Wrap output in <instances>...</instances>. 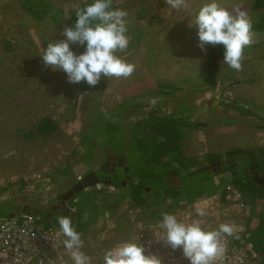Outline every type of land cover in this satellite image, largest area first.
<instances>
[{
	"label": "rangeland",
	"instance_id": "374dc122",
	"mask_svg": "<svg viewBox=\"0 0 264 264\" xmlns=\"http://www.w3.org/2000/svg\"><path fill=\"white\" fill-rule=\"evenodd\" d=\"M24 1L0 0V203L12 201L10 204H18L20 209L37 203L38 208L45 210L59 200L56 196L59 192L63 194L65 184L70 185L89 171L100 168L107 151L126 156V165H117L114 174L124 184L131 181L127 187L136 184V178L143 174L140 169L143 165L136 158L128 159V145L104 141L98 135L91 138L96 147L95 150L93 146L90 148L93 151L88 156L92 157L94 153L97 157L92 165L74 163L68 179L58 171L77 151L85 150L79 132L83 122L90 121L96 112L110 122L128 127L126 131L135 119L147 117L145 113L113 116L120 103L144 92H168L157 94L147 103V109H158L168 115L175 112L189 121L204 124L194 129L185 127L181 147L186 156L200 159L206 152L224 154L234 147L264 146V30L251 31L249 46L256 45V49H245L239 71L221 62L218 73L213 76L214 87L204 89L206 82L203 79L208 69L206 63L211 45L206 46V52H201L197 46L196 28L189 26L203 0H185V4L178 9L171 8L167 0H112L114 7L128 13V30L131 31L127 35L134 38L135 44L120 57L134 64L135 71L128 78H105L102 75L101 88L98 87L99 82L95 86L84 84L83 90L77 92L78 88L67 81L66 74L46 66L39 54L49 42L63 39L61 33L65 26H69L73 10L86 0ZM223 2L226 3L221 7L230 12L239 8L248 13L251 22L258 21L263 13V8H253L254 0H218L219 4ZM33 3L52 7L53 10H49L41 20L34 19L24 8V4L30 6ZM54 13L56 17L52 16ZM72 48L77 53L82 51L80 47ZM161 83H171L175 88L162 86ZM95 87L101 90L98 102H92L90 96H86ZM173 90L175 96L171 94ZM74 100L78 102V107L72 116L70 106ZM179 100H182L181 107ZM230 102L245 107L249 112L228 107ZM46 116L58 124L57 130L48 136L35 132L28 137L27 132L34 130L37 121ZM229 118L233 120L230 124L222 123ZM113 145L119 146L116 150L105 149ZM201 162L205 167L210 165ZM221 164L208 168L216 170L213 175L216 192L205 194L202 198L193 197L190 205L188 202L169 205L163 202L157 208L185 224L199 223L205 230L230 224L233 234L251 235L259 222L249 211L256 212L250 206L256 199L234 186L230 181V171L221 168ZM34 173L41 175L40 181L25 180ZM138 186H134L132 193L119 201L114 196L122 191L118 187H104L102 184L99 187L97 183H92L84 188L96 191L103 188L108 204L117 202L105 210V217L101 216L95 225L80 232L82 251L90 257L91 264H103L105 250L115 243L132 241L142 244L146 255L158 256L162 264H189L179 248L173 250L166 243L160 226L162 217H150V208L131 206L129 201ZM147 187L143 189L146 191ZM127 190H123L121 195H126ZM150 191L149 188L147 192ZM213 208L219 213L212 212ZM199 209L204 210V216L198 215ZM151 224L161 236L157 245L152 243L156 234L151 230ZM63 239L44 253L48 264H73L62 244ZM236 246L241 251L242 247ZM248 248L250 251L238 254V259L251 255L262 264V255L254 250L253 243L244 246V249Z\"/></svg>",
	"mask_w": 264,
	"mask_h": 264
},
{
	"label": "trees",
	"instance_id": "16d2710c",
	"mask_svg": "<svg viewBox=\"0 0 264 264\" xmlns=\"http://www.w3.org/2000/svg\"><path fill=\"white\" fill-rule=\"evenodd\" d=\"M28 1L29 0H26L23 3H27ZM225 3L226 2H223L220 6H223ZM24 5L27 13L35 17L34 19L38 18L39 20L45 18L49 10H53L52 7L39 6L35 3L30 6H27V4ZM82 6L83 5L77 6L76 8ZM252 6L254 9L263 8V13L258 21L252 22L251 31H263L264 0H254ZM75 9L72 12V19L68 23L69 26L75 21ZM52 16L56 17L57 15L54 13ZM128 31H131V29ZM129 39V46L124 52L130 50L135 44L134 38L129 37ZM251 47L256 49V45L248 46L245 49L249 50ZM124 52H118L117 55L120 56ZM209 54L206 63L208 69L206 70V77L203 79L204 82H206L204 89H212V87H214L215 82L213 76L218 73L223 58L222 46H211ZM102 80L103 78H101V81ZM84 84L86 83L80 82L79 84H75L78 88L77 92L83 90ZM100 86L101 83L99 82L98 87ZM162 86H172V88H175L171 83H165L162 84ZM98 87L93 88L91 92L86 94V96H90L92 102L99 101L101 90H99ZM159 93L166 94L168 92L155 90L140 93L139 95L123 101L119 104L118 108L113 111V116L116 115L118 117H128L129 115L139 116L143 113L147 114V117L141 116L135 119L128 131H126L128 127H122L118 123L110 122L103 117V114L96 112V115L89 119V128L85 131L80 130L79 132L81 135V145L85 150L83 149L84 151L82 152L77 151L72 159L66 161L65 166L58 171V174L64 175V177L68 179L69 172H71L74 163L85 162L92 165L95 160H97L94 153L92 157L88 156L96 147L91 141L92 137L95 138L98 135L103 138L102 140L127 144L130 149L128 159L134 160L136 158L141 162V165H143V167H140L143 174L140 178H136L138 179L136 184H131L127 187L129 183H132L131 181L124 184V182H121L118 178H109L110 175L105 171H101V168L96 171V174L101 183L122 189L119 194H114L117 201L131 194L133 187L139 185L138 190L132 194L133 198L129 201L132 204L131 206H135L139 209L150 208V217L161 218L162 213L159 208H157L160 203L166 202V204L169 205L172 202H179L184 199L192 200L195 197L202 198L205 194L210 195L216 192L217 186L213 180V175L216 173V170L214 171L212 168H206L201 160L208 164L221 162V168L225 167L224 169L230 171L232 176L230 181L232 184L239 187L240 190L242 189V191L246 192L250 197L253 196L256 199L254 204L250 205L251 209H256V212L254 213L250 209L249 211L259 222L257 228L251 233L250 238L254 250L262 255L261 262L264 264V179L262 178V175L264 176V146L247 149L243 147H234L227 150L224 154L206 152L200 159L186 156L181 147V139L185 136V127L194 129L198 128V126H204V124L189 121L185 116H177L175 112L172 113L173 115H168L158 109H147V103ZM76 94L81 95L80 93ZM171 94L175 96L174 90ZM181 101L182 100L178 101L179 107L182 106ZM77 103L78 102L75 100L71 103L70 109L73 110L72 116H74V111L76 112L78 107ZM227 106L235 107L242 112H249L245 107L237 106L234 102L227 103ZM232 121L233 120L229 118L222 123L230 124ZM57 127L58 124L51 118L47 116L42 117L35 124L34 130L27 132L26 135L32 137L36 132L48 136L53 131L57 130ZM92 146L93 150L90 151ZM113 146L114 149H116L119 145ZM181 169H184V171H181ZM105 170L110 169L106 167ZM250 170H253L252 174ZM72 185L73 183L70 185L65 184V189ZM146 185L150 188V192H147V189L146 191L143 189ZM125 187L127 188L125 189ZM135 189L136 188H134V191ZM123 190H127L124 196L121 195L123 194ZM80 193L84 194L81 195ZM152 195H154L153 200H151ZM68 201L69 203L66 202V204L61 205V208L54 203L48 205L45 210L38 208L37 203L28 204V206L26 205L27 209L25 211L35 218L36 221L43 223L46 227L59 225L57 223L58 216H74V227L78 232H83L88 227L95 225L101 216L105 217V210H109V208L113 207L117 202L115 200L112 205H109L104 192L92 189L79 191ZM10 202L0 203V221L9 218L11 214L23 213L18 204H10ZM68 207L75 208V211H71ZM45 213H50L51 217H45ZM236 237L239 238L240 241H243L244 236L236 235Z\"/></svg>",
	"mask_w": 264,
	"mask_h": 264
},
{
	"label": "clouds",
	"instance_id": "9594fccd",
	"mask_svg": "<svg viewBox=\"0 0 264 264\" xmlns=\"http://www.w3.org/2000/svg\"><path fill=\"white\" fill-rule=\"evenodd\" d=\"M173 9L185 4V0H167ZM75 21L65 26L63 39L49 42L39 54L43 63L53 70L66 74L73 84L84 82L95 86L102 75L105 78H128L135 71V65L117 55L124 52L130 43L128 13L116 8L112 0H86L74 11ZM189 26H195L201 52L206 46L221 45L222 63L239 71L242 67L243 52L251 44V19L245 11H233L220 6L218 0H203L196 10ZM72 46L80 47V52ZM203 216V209L198 210ZM75 217L61 215L57 223L64 239L62 244L73 264H91L90 257L82 251L81 233L74 227ZM166 243L173 249L179 248L189 264H213L224 254L221 233L233 235L230 224H221L217 229L205 230L199 223L185 224L169 213H162L160 222ZM250 237V236H249ZM103 264H162L156 255H146L142 244L126 241L119 246L105 250Z\"/></svg>",
	"mask_w": 264,
	"mask_h": 264
},
{
	"label": "bare ground",
	"instance_id": "6f19581e",
	"mask_svg": "<svg viewBox=\"0 0 264 264\" xmlns=\"http://www.w3.org/2000/svg\"><path fill=\"white\" fill-rule=\"evenodd\" d=\"M125 159H126V156H125ZM215 164L218 166V165H220V163H211L209 166H206V168H209L210 166L213 168V167H215ZM124 165H126V164H124ZM101 168V167H100ZM113 168V167H112ZM99 169V168H98ZM98 169H96V170H93V171H97ZM114 170H115V168H114ZM90 172V171H89ZM113 172H115V171H113ZM90 175H93V173H90ZM99 179V178H98ZM77 182V181H76ZM75 182V183H76ZM78 183H80V184H82V186H83V188H87L88 187V185H86L85 184V182H84V179L82 180V179H80L76 184H74V186L75 185H77ZM93 183H97L98 184V186L100 187L101 186V184H102V186H104V187H111L112 185H107V184H103V183H101L100 182V180H98V181H95V182H93ZM101 183V184H100ZM112 188V187H111ZM149 188L147 187V190H148ZM100 190H102V192H104L103 191V188H101ZM106 190V189H105ZM66 191V190H65ZM64 191V192H65ZM63 192V193H64ZM68 200H70V198L68 199ZM68 200H65L66 202H68ZM194 200L192 199V200H189V199H184L183 201H179V203H183V202H188L189 203V205L193 202ZM175 202H172L171 204H174ZM194 205V204H193ZM24 206H26V205H24ZM23 206V207H24ZM23 207H22V212L23 213H15V214H11V216L9 217V218H7V219H5V220H2V221H0V227H2L4 224H6V223H8V221L9 220H14V221H16V222H19V224L20 225H22V226H27V223H26V221H29V220H26V216H29V217H31L32 219H33V221L38 225V226H33L32 228H31V230H33V234L31 235V236H29V237H25L24 238V242H25V244H26V246H27V250L29 251V253L33 256V259L30 261V263L31 264H34V263H39V264H48L47 263V261H48V259L47 258H44V253L47 251V250H49L50 248H52L53 246H55V244L56 243H58L59 241H60V239H63L64 238V236L62 235V233L60 232V229H59V225H56V226H49V227H46V226H44L43 225V223H41V222H38V221H36V219L35 218H33L30 214H28V213H26V211H24L23 210ZM187 207V206H186ZM68 208H70V210L71 211H75V208H71V207H68ZM139 209V208H138ZM17 210H19V209H17ZM200 218V217H199ZM46 229H52V231H51V233L47 236V237H45V238H41L40 237V234L43 232V231H45ZM155 225H153V224H151V230L153 231V232H155ZM226 235V234H225ZM235 235L236 234H233V235H231V236H228V237H232V238H234L235 239V243H234V245L230 248L231 250H229V249H225V251H228V252H230L231 254H232V258H229V257H227V256H225L224 254L221 256V257H219V258H217L215 261H213V264H243L244 263V261H245V263L246 264H259V261H258V259L255 257H253V256H251L249 253H248V255H250L248 258L246 257V255L244 256V258L245 259H243V260H239L238 259V257H239V255H242L244 252H245V250H248V251H250L249 249L250 248H248V249H244V246L246 245V244H251L252 245V242H251V238L250 237H247V236H244V238H243V241H240V239L239 238H235ZM45 241H50L51 242V244L52 245H49V244H46L45 243ZM222 243L224 244V246L226 245V240L224 239V240H222ZM236 245H238L239 247H242V249H241V251L238 249V247L236 246ZM234 250H238V251H240V252H234ZM224 251V252H225ZM168 254H170V251H168ZM239 254V255H238ZM43 256V259L44 260H42V261H39V262H35L34 261V258H41ZM9 261H11V263H14V259H9Z\"/></svg>",
	"mask_w": 264,
	"mask_h": 264
},
{
	"label": "built area",
	"instance_id": "2783aa9c",
	"mask_svg": "<svg viewBox=\"0 0 264 264\" xmlns=\"http://www.w3.org/2000/svg\"><path fill=\"white\" fill-rule=\"evenodd\" d=\"M25 180L28 182H37L41 180V175L39 173H34L29 177V179ZM26 220H29L26 221L27 226H22L19 222L9 220L8 223L0 227V264H31L30 261L33 259V256L27 250L24 238L31 236L33 234V230H31V228L38 225L29 216H26ZM51 231L52 229H46L40 234V237H47ZM155 234L156 236L152 243L157 245L161 240V236L158 234V231H155ZM244 236L249 237L250 234L245 233ZM45 243L52 245L50 241H45ZM228 249L231 250L230 248ZM234 252L240 251L234 250ZM224 255L229 258L233 257L228 251H225ZM9 259H14V263H11ZM42 260H44L43 256L41 258H34L35 262ZM243 264H246L245 261Z\"/></svg>",
	"mask_w": 264,
	"mask_h": 264
},
{
	"label": "flooded vegetation",
	"instance_id": "af4514ba",
	"mask_svg": "<svg viewBox=\"0 0 264 264\" xmlns=\"http://www.w3.org/2000/svg\"><path fill=\"white\" fill-rule=\"evenodd\" d=\"M86 100H88V99H86ZM104 141H106V140H104ZM105 149H107V150H113L114 149V146H112V147L111 146L105 147ZM125 160L126 159H125V156L123 154H121V153H115L114 151H107L106 152V157L104 159V164L101 166V169L100 170L107 172L110 175L109 178L111 177V178L116 179V178H118V175H116V174L113 173L114 168L116 169L117 168V165H123V164H125ZM106 167H108L110 170H105ZM90 173H93V175H90ZM111 174H113V175H111ZM83 179H84V182H85L86 185H90L93 182L99 180L98 179V176L96 174V171H90V172H88L87 175L83 176L82 180ZM76 183H74V184H76ZM74 184L72 186H74ZM72 186H69L68 188H66V190L69 189ZM60 195H61V192H59L57 194V196H56L57 199H59V200L56 201L55 205L56 206H59L61 208V205L66 204V201L65 200H62ZM26 209H27L26 206H24L23 207V210L25 211ZM45 217H48V213H45Z\"/></svg>",
	"mask_w": 264,
	"mask_h": 264
},
{
	"label": "water",
	"instance_id": "95a60500",
	"mask_svg": "<svg viewBox=\"0 0 264 264\" xmlns=\"http://www.w3.org/2000/svg\"><path fill=\"white\" fill-rule=\"evenodd\" d=\"M90 125V121H84L83 122V128L81 129L82 131H85L86 128H88ZM220 163V162H217ZM84 190L82 184L78 183L75 186L70 187L69 189H67L63 194H61V199L62 200H68L69 198L73 197L76 193H78L79 191Z\"/></svg>",
	"mask_w": 264,
	"mask_h": 264
},
{
	"label": "crops",
	"instance_id": "0c3cea01",
	"mask_svg": "<svg viewBox=\"0 0 264 264\" xmlns=\"http://www.w3.org/2000/svg\"><path fill=\"white\" fill-rule=\"evenodd\" d=\"M83 178V177H82ZM81 178V179H82ZM77 181H79V180H77ZM76 182V181H75ZM75 182H73V183H75ZM226 209V208H225ZM212 212H215V213H217L218 211L216 210V209H212ZM219 213V212H218ZM204 216V215H203ZM48 217H51V214L50 213H48ZM226 240V245L224 246L225 247V249H228V248H231L233 245H234V243H235V239L234 238H232V237H228L227 235H225V234H223L222 236H220V240H221V243H222V240ZM121 244V243H120ZM120 244H118V243H115V244H113V246L111 247V248H113V247H116V246H119Z\"/></svg>",
	"mask_w": 264,
	"mask_h": 264
}]
</instances>
